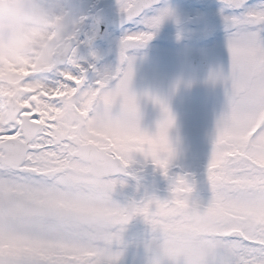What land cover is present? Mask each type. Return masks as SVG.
Segmentation results:
<instances>
[{
    "label": "snow or ice",
    "instance_id": "snow-or-ice-1",
    "mask_svg": "<svg viewBox=\"0 0 264 264\" xmlns=\"http://www.w3.org/2000/svg\"><path fill=\"white\" fill-rule=\"evenodd\" d=\"M158 2L116 0L121 24L128 26L114 67L97 68L94 52L93 61L77 54L92 38L80 35V18L63 61L25 78L37 84L26 89L18 118L0 127V264H116L128 221L139 215L160 228L183 203L207 212L217 264H264V0H221L227 66L208 79L223 86L225 107L215 120L206 167L211 196L204 204L190 202L193 188L183 175L169 176L175 117L166 101L151 97L161 115L149 130L140 125L131 89L135 57L129 53L143 47L165 17H174ZM101 107L123 110L130 121L106 164L80 150L74 119ZM135 153L168 178L170 195L145 193L123 204L113 198L117 184H124L115 177ZM97 178L111 197L102 216L76 190Z\"/></svg>",
    "mask_w": 264,
    "mask_h": 264
},
{
    "label": "rangeland",
    "instance_id": "rangeland-1",
    "mask_svg": "<svg viewBox=\"0 0 264 264\" xmlns=\"http://www.w3.org/2000/svg\"><path fill=\"white\" fill-rule=\"evenodd\" d=\"M250 0L248 3H254ZM165 4V5H164ZM168 7L174 13L165 17L159 27L154 30L153 37L147 41L152 56L159 60L156 80L159 97L164 99L175 117L174 126L169 131L170 140L194 141V150L186 151L178 146H173L176 155L169 165V176L183 175L192 185L190 202L195 200L201 204L207 202L211 196L210 186L207 181L206 167L211 152L215 120L225 107L223 86L216 82L213 84L208 79L209 73L196 74L186 66V57L193 52H199L207 58L217 60L219 67L227 66V52L224 47L225 32L220 15L221 3L214 0H162L156 7ZM71 7L77 17L83 18L80 23L88 26L91 33V44L82 43L87 47L85 60L94 59L90 53H95V66L97 68L114 67L118 60V43L123 34L122 25L116 29L108 27L103 32L92 23L95 12L99 9L109 8L118 11L116 0H71ZM201 6V7H200ZM162 7V8H163ZM183 14H185L183 16ZM264 35V33H262ZM182 39L192 42V47L181 53L178 45ZM133 55L132 52L129 53ZM161 85H160V82ZM162 87V90H160ZM139 110L140 114L151 120L149 130H154L152 123L160 118L158 104ZM154 108L155 111L154 112ZM203 142V146L196 142ZM187 142V141H186ZM185 142V143H186ZM192 145V143L190 142ZM124 181L116 189H124L121 193L113 192V198L120 203L129 200H139L145 193H155L164 198L170 195L169 180L161 175L150 160L145 161L139 154H133V160L128 165L126 172L115 177ZM122 244L119 246L122 254L116 264H140L143 254V241L147 239L150 226L143 217L137 215L123 226ZM115 247V245H114Z\"/></svg>",
    "mask_w": 264,
    "mask_h": 264
},
{
    "label": "clouds",
    "instance_id": "clouds-1",
    "mask_svg": "<svg viewBox=\"0 0 264 264\" xmlns=\"http://www.w3.org/2000/svg\"><path fill=\"white\" fill-rule=\"evenodd\" d=\"M70 4L71 0H0V127L18 118L26 89L37 84L35 78H25L50 70L68 55L67 36L79 20ZM74 119L80 150L100 164L110 161L114 146L130 131L128 114L110 107ZM76 190L97 215H103L111 197L98 178ZM212 230L205 210L183 203L171 210L165 226L150 227L140 264H217Z\"/></svg>",
    "mask_w": 264,
    "mask_h": 264
},
{
    "label": "bare ground",
    "instance_id": "bare-ground-1",
    "mask_svg": "<svg viewBox=\"0 0 264 264\" xmlns=\"http://www.w3.org/2000/svg\"><path fill=\"white\" fill-rule=\"evenodd\" d=\"M164 5L160 6L159 8H162ZM184 15L185 14H183V16ZM79 28H80L81 36H83L84 34L91 35V33L88 32V26L86 24L80 23ZM149 43L150 42H146V44L143 47L132 51V54L135 57V59L133 61L134 74L131 81V89L137 95L139 110L146 109L150 106H155L151 97L152 96L159 97V89L156 82V80L158 79L157 77H160V74H156L159 68V60L157 59L156 56L151 55L149 50L150 48L148 46ZM191 45L192 42H190L188 39H182L178 45V49L180 50L181 53H184L187 48L190 49L192 47ZM88 61H93V60L89 59ZM160 90H162V87ZM154 112H156L155 108H154ZM150 121L151 120H149L147 116H143L140 114L141 127L150 126L151 124ZM155 125H156L155 123H152V127L155 128ZM187 138L190 140L192 145L188 140H185V142L187 141L186 143L176 138L171 139V141L173 142L174 145L178 146L183 150L192 151L195 149L194 141H192L189 137ZM198 144L203 146V142L197 141L196 145ZM115 192L121 193V195L123 196L125 194V190L121 188L116 189Z\"/></svg>",
    "mask_w": 264,
    "mask_h": 264
},
{
    "label": "water",
    "instance_id": "water-1",
    "mask_svg": "<svg viewBox=\"0 0 264 264\" xmlns=\"http://www.w3.org/2000/svg\"><path fill=\"white\" fill-rule=\"evenodd\" d=\"M215 1L221 3V0H215ZM94 24L99 27L100 32L103 31L107 26L119 27L121 25V14L114 13L109 9L99 10L94 17ZM86 49H87L86 47L80 46L77 52L78 55L81 57H85L87 55ZM187 61L189 68L196 73H207L214 71L215 69L218 68L217 62L207 58H203L198 53L190 54L187 58ZM120 174H124V173H120Z\"/></svg>",
    "mask_w": 264,
    "mask_h": 264
}]
</instances>
